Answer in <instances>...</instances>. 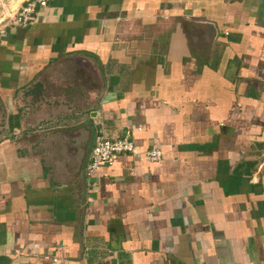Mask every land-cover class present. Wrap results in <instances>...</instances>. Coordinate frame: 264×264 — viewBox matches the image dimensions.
<instances>
[{"label":"crops","instance_id":"1","mask_svg":"<svg viewBox=\"0 0 264 264\" xmlns=\"http://www.w3.org/2000/svg\"><path fill=\"white\" fill-rule=\"evenodd\" d=\"M5 33L0 264H264V0H46ZM124 136L161 160L87 180Z\"/></svg>","mask_w":264,"mask_h":264},{"label":"built area","instance_id":"2","mask_svg":"<svg viewBox=\"0 0 264 264\" xmlns=\"http://www.w3.org/2000/svg\"><path fill=\"white\" fill-rule=\"evenodd\" d=\"M46 6V0H26L24 4L17 7L2 8L0 20V38L5 37L6 28L12 26L25 27L29 24L31 15L37 8ZM119 155H128L133 158H142L148 163L161 160L162 154L158 146L153 145L143 151H138L135 144L124 136L122 138L95 140L89 154V161L85 169V178L89 180L101 166H110Z\"/></svg>","mask_w":264,"mask_h":264}]
</instances>
